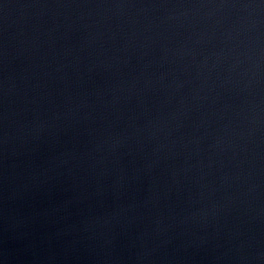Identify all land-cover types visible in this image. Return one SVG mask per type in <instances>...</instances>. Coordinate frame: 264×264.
<instances>
[{"label": "water", "instance_id": "1", "mask_svg": "<svg viewBox=\"0 0 264 264\" xmlns=\"http://www.w3.org/2000/svg\"><path fill=\"white\" fill-rule=\"evenodd\" d=\"M0 264H264V0H0Z\"/></svg>", "mask_w": 264, "mask_h": 264}]
</instances>
